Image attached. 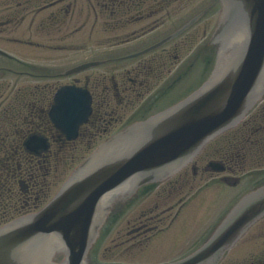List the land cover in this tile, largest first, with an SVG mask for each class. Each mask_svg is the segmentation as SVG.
Wrapping results in <instances>:
<instances>
[{"label":"flooded vegetation","instance_id":"af4514ba","mask_svg":"<svg viewBox=\"0 0 264 264\" xmlns=\"http://www.w3.org/2000/svg\"><path fill=\"white\" fill-rule=\"evenodd\" d=\"M192 1L0 0V226L43 207L63 180L64 162L74 157L78 147L92 148L109 133L146 117L153 102L144 105V95L163 78L168 81L171 52L181 51L183 43L171 48L169 43L139 56L132 69L110 75L83 72L82 77L75 74L64 79L59 76L60 67L69 69L93 60L96 50L114 54L135 47L132 53L146 51L169 34L170 15L182 14ZM201 14L207 12L196 15ZM101 57L109 58V54ZM59 79L71 80L65 84L92 95L89 122L72 141L50 118L54 95L64 85ZM136 109L138 113L124 116L125 111ZM30 142H41V146L28 148ZM213 162L222 163L224 172H214ZM261 163L264 98L190 166L164 183L142 188L132 203L106 220L90 253L91 262L133 264L142 257L172 255L173 261L188 256L211 236L219 218L194 224L183 219L191 206L188 196L217 181L251 190L264 182V170H239ZM212 206L199 205L202 210L195 214L203 219L204 207ZM218 264H264V218Z\"/></svg>","mask_w":264,"mask_h":264},{"label":"water","instance_id":"95a60500","mask_svg":"<svg viewBox=\"0 0 264 264\" xmlns=\"http://www.w3.org/2000/svg\"><path fill=\"white\" fill-rule=\"evenodd\" d=\"M220 2L222 15L209 44L221 50L223 39H232L225 64L218 69L217 62L209 79L182 102L102 145L42 211L1 228L0 264H93L88 251L126 187L136 190L170 177L263 96L264 0ZM55 101L52 119L71 137L87 120L89 96L66 87ZM122 187L126 191L117 193ZM262 217L264 185L244 195L199 249L172 264H218ZM57 255L64 261L56 262Z\"/></svg>","mask_w":264,"mask_h":264},{"label":"rangeland","instance_id":"374dc122","mask_svg":"<svg viewBox=\"0 0 264 264\" xmlns=\"http://www.w3.org/2000/svg\"><path fill=\"white\" fill-rule=\"evenodd\" d=\"M214 0H195V2L192 1V3L187 7V9H184L183 13L180 15H170V21L169 24L166 25L167 32L169 34H173L177 30H179L181 27H183L186 23H189L191 20H193L198 12H207V14L204 15L202 20L197 22L196 26H193L189 32H187L181 40L184 42L183 44L194 43V47L192 50L185 52L182 58L179 61V64L175 66L173 72L170 74L168 81L162 83L160 85V88H157L154 90V92L150 94H146L143 98L145 100V104L153 102L151 105V111H154V106L158 103L157 109H164L170 106L171 103L176 102L183 97H185L187 94L195 90L198 86H200L204 80L207 78L209 73L212 72V67L217 64L218 56L220 52V45H216L214 47L210 46V41L212 39V36L214 34V27L216 26V19H217V12L218 8L215 6L214 8L211 7V4ZM206 8V10H203ZM170 28V29H169ZM198 29H201L202 33L205 35H196L192 34L195 31H198ZM165 30V28H164ZM165 32V31H164ZM165 32V33H167ZM158 38H161V35H159ZM186 42V43H185ZM185 46V45H184ZM211 47V48H210ZM97 49V48H96ZM135 47H130L125 50H118L114 54H110L108 52H98V50L95 51L94 54H97L100 56H115L118 55L117 52L123 54H129L135 51ZM137 60H127L126 62H123L121 64L115 65V64H108L103 68H95L93 70H89L88 72H85L84 74H109L110 72H119L123 71L124 69H132L136 64ZM65 69V66L64 68ZM61 69V70H63ZM58 69H54V71H57ZM79 77H82L80 75ZM121 81V78L118 79ZM67 81L71 80H61L59 79V83H66ZM165 97V98H164ZM160 99V100H159ZM161 99L163 100L162 102ZM160 102V103H159ZM145 109V108H144ZM143 109V111H144ZM142 111V112H143ZM147 112V111H146ZM138 113V109L133 111H125V117H129L131 115H134ZM144 114V113H139ZM190 169V168H189ZM66 166L62 167L61 173L62 175L65 174ZM60 174V172H59ZM65 176V175H64ZM57 188L54 190L56 191ZM247 191V189H240V188H229V187H221L217 183L214 185L209 186L208 188H204L201 192L197 194V196L192 198L190 201L192 204L191 206L185 211V216L183 219H188V222L194 224L196 220L200 221L201 223H204V221H208L209 219L213 218L215 220L225 209H227L236 198H238L240 195H243ZM215 193H218L215 195ZM211 195L212 198L216 199V203L209 209L204 207L205 214L203 219H200L198 217L199 214H195L196 210L198 209L197 206H199L198 202L200 201L204 196ZM215 196V197H214ZM124 196L120 197L118 201L115 204H119ZM114 204V205H115ZM202 210V208L198 209ZM181 218V220L183 221ZM182 223V222H181ZM174 255V254H173ZM170 256L172 255H165V256H153V257H142L138 258V262L143 263H162V262H170ZM177 256V255H176ZM56 257V256H55ZM55 260H57L55 258ZM125 261V260H123Z\"/></svg>","mask_w":264,"mask_h":264},{"label":"bare ground","instance_id":"6f19581e","mask_svg":"<svg viewBox=\"0 0 264 264\" xmlns=\"http://www.w3.org/2000/svg\"><path fill=\"white\" fill-rule=\"evenodd\" d=\"M233 47H234V42H232L231 38L223 39V44H222L221 50L219 52L218 69L221 68L225 64V60H227V58L229 57L228 52L231 49H233ZM130 187H126V188H128L127 190H129ZM126 188L122 187L120 190H117L118 191L117 193L122 194L123 192L126 191ZM107 203H109L108 200H107Z\"/></svg>","mask_w":264,"mask_h":264}]
</instances>
